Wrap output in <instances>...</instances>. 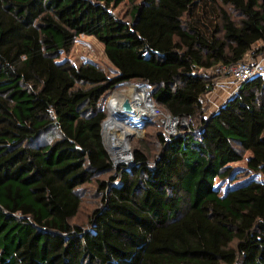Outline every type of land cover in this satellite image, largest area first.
I'll use <instances>...</instances> for the list:
<instances>
[{
	"label": "trees",
	"instance_id": "obj_1",
	"mask_svg": "<svg viewBox=\"0 0 264 264\" xmlns=\"http://www.w3.org/2000/svg\"><path fill=\"white\" fill-rule=\"evenodd\" d=\"M80 35L112 75L69 59ZM262 54L264 0H0V264H264V75L203 104L212 68ZM131 81L177 132L116 167L101 124Z\"/></svg>",
	"mask_w": 264,
	"mask_h": 264
},
{
	"label": "rangeland",
	"instance_id": "obj_2",
	"mask_svg": "<svg viewBox=\"0 0 264 264\" xmlns=\"http://www.w3.org/2000/svg\"><path fill=\"white\" fill-rule=\"evenodd\" d=\"M118 10L120 12L122 11L121 8H118ZM68 57L75 64H81L84 61H92L97 63L99 67H101L104 71H106L110 75H112L115 72L114 67L111 65V63L106 59L104 55L102 43L99 42L93 36L80 35L75 40L72 50L68 54ZM210 71L213 74H217L218 79L216 80V85L213 88L214 90L208 93L207 95H205V97H203V104L205 107L206 116L211 111L215 110L218 104L228 95V94L220 95L221 91H219L217 84H221V83L233 84V80H231L229 75L221 74L217 69H212ZM139 84L141 83L137 81H131L129 83L120 85L117 89H115V91H119L122 89L130 90L129 88H134L135 90H139L140 88L136 87ZM130 95H134V94L132 93ZM108 99L110 100L109 104H111L113 102V96L111 97L110 94ZM138 103H139L138 101L137 102L135 101L134 103L130 104L131 105L130 107L137 108ZM105 107H106V103H105ZM154 108L156 109V113H147L149 117L148 119L142 118L141 116H139V114L137 115V118H134V120L141 119L142 121L140 123L138 121L139 123L138 126L140 127L141 124L142 126L141 128H138V131L132 134V136H129L127 140L125 138L123 140L118 141L114 136H113V140H110L107 137V133L103 134L104 146L113 163L115 162L114 161L115 159L113 158L112 155L115 156L116 153L118 152H123L125 156H128V153H130L129 157H131L130 159L132 160V156H133L132 151L137 148L138 142L145 143L149 151L156 152L155 151L156 141L154 139V135L156 132H163L165 135L176 134L178 121L170 118L166 112H164L161 108H159L155 104H154ZM166 116H168L169 118H166ZM181 123L189 126L190 121L187 119H183ZM173 126L174 129L171 131ZM106 132L109 131L106 130ZM111 144H114V146H112ZM124 146H127V149H125ZM107 177L108 176H105L102 179H107ZM83 194L85 196L83 197L82 208L78 214V217L75 220H73V222H75L79 226L85 227L87 221L90 219L91 213L97 207V203L99 200L97 195V182L93 181L85 185L83 189Z\"/></svg>",
	"mask_w": 264,
	"mask_h": 264
},
{
	"label": "bare ground",
	"instance_id": "obj_3",
	"mask_svg": "<svg viewBox=\"0 0 264 264\" xmlns=\"http://www.w3.org/2000/svg\"><path fill=\"white\" fill-rule=\"evenodd\" d=\"M130 90H119L117 92H114L113 95V102L109 104V108H114L121 106V103L126 99L128 100L129 104L134 103L135 101L139 102L137 108L129 107L130 112L123 115L120 120L115 119L112 122H107V125L104 127V133H107V137L110 140H113V136L118 140H123L126 138V140L129 138V136H132L135 132L138 131V128H141L138 126L139 123L142 121L141 119L134 120V118H137V115L141 116L142 118L148 117L147 113H156V109L154 108L153 104L148 101L146 97V91L144 89L140 88L139 90H135L134 88H129ZM134 95H130V94ZM110 103V101H109ZM131 106V105H130ZM135 108V109H134ZM134 110V111H133ZM141 114V115H140ZM139 121V123H138ZM171 122V121H170ZM143 123V122H142ZM172 126V125H171ZM108 130L109 132H106ZM114 146V144H111ZM125 149H127V146H124ZM128 156H125L123 152H118L116 155H112L115 159L114 161H125L126 159H129Z\"/></svg>",
	"mask_w": 264,
	"mask_h": 264
},
{
	"label": "built area",
	"instance_id": "obj_4",
	"mask_svg": "<svg viewBox=\"0 0 264 264\" xmlns=\"http://www.w3.org/2000/svg\"><path fill=\"white\" fill-rule=\"evenodd\" d=\"M212 69H217L221 74L229 75L237 85L253 76L264 75V63L261 60H252L249 56L233 65H221ZM173 129L174 126L171 131Z\"/></svg>",
	"mask_w": 264,
	"mask_h": 264
},
{
	"label": "water",
	"instance_id": "obj_5",
	"mask_svg": "<svg viewBox=\"0 0 264 264\" xmlns=\"http://www.w3.org/2000/svg\"><path fill=\"white\" fill-rule=\"evenodd\" d=\"M129 83V82H128ZM137 88H142L146 91V97L148 99L149 102L153 103V106H154V102L151 98V93H150V89H149V86L146 84V83H141L139 85L136 86ZM117 89V88H116ZM114 91L115 89L112 91L111 93V97L114 95ZM117 92V91H115ZM109 99L107 100L106 102V117L105 119L102 121V124H101V135H102V139H103V131H104V127L107 125V122H112L114 121L115 119L117 120H120V118L127 114L128 112H130V104L128 102V100H124L122 103H121V106H118V107H114V108H109ZM149 117H146L145 119H148ZM166 118H169L168 116H166ZM173 120H176L175 118H172ZM131 157H129V159H127L126 161H118V162H114L113 165L114 166H117L116 164L118 165H126V164H129L132 162V160L130 159Z\"/></svg>",
	"mask_w": 264,
	"mask_h": 264
},
{
	"label": "crops",
	"instance_id": "obj_6",
	"mask_svg": "<svg viewBox=\"0 0 264 264\" xmlns=\"http://www.w3.org/2000/svg\"><path fill=\"white\" fill-rule=\"evenodd\" d=\"M257 60H261L264 63V54L260 55L257 57ZM232 80V79H231ZM230 85V86H229ZM219 91H221L220 95H224V94H228L219 104L217 107H219V105H221L230 95H232L236 89H237V84L233 81V84H226V83H221V84H217ZM214 90V89H213ZM212 90V91H213ZM216 107V109H217ZM215 109V110H216ZM214 111V110H213ZM211 111V112H213ZM210 112V113H211ZM209 113V114H210Z\"/></svg>",
	"mask_w": 264,
	"mask_h": 264
}]
</instances>
